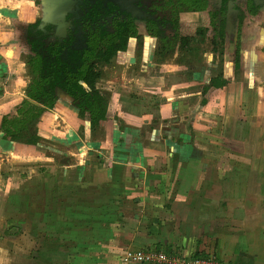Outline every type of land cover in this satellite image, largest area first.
Masks as SVG:
<instances>
[{
  "label": "crops",
  "instance_id": "crops-1",
  "mask_svg": "<svg viewBox=\"0 0 264 264\" xmlns=\"http://www.w3.org/2000/svg\"><path fill=\"white\" fill-rule=\"evenodd\" d=\"M3 1L0 57L16 53L20 61L12 19L33 23L37 14L21 0ZM250 48L242 69H223L229 83L204 105L202 82L217 66L211 59L191 78L184 65L138 64L132 50L118 54L108 67L115 63L120 77L106 82L113 90L96 136L57 92L59 102L36 126L41 144L0 148L4 195L14 176L4 164L65 160L48 175L57 183L32 186L41 192L33 197L32 233L1 251L0 264H122L126 251L138 250L264 264V54ZM19 61L13 68L23 67ZM13 68L0 66V120L24 99L25 84L2 83Z\"/></svg>",
  "mask_w": 264,
  "mask_h": 264
},
{
  "label": "trees",
  "instance_id": "trees-1",
  "mask_svg": "<svg viewBox=\"0 0 264 264\" xmlns=\"http://www.w3.org/2000/svg\"><path fill=\"white\" fill-rule=\"evenodd\" d=\"M72 12L66 14L63 36H57L56 24L36 21L22 23L12 19L14 39L20 42L21 54L31 76L24 91V99L14 111L4 115L0 123V148L11 150L13 143L36 146L41 138L37 135L38 118L44 110L52 109L58 102L57 91L66 94L73 102L72 109L78 118L87 120L90 132L96 134L107 119L109 94L97 87L102 73L97 65L108 66L121 52L128 49L132 38L139 40L134 20L142 16L132 13L131 6L139 4L134 0H72ZM192 11L206 14L199 23H179L173 19L176 39L182 53L197 54L196 37L210 38L213 52L222 59L229 53L225 40L226 21L230 3L235 4L241 15L236 17L238 27L231 43V70L236 72L244 66L245 45L239 41V30L246 15L257 19L264 0H183ZM213 3L218 7L210 10ZM242 4L240 9L236 4ZM160 4V3H159ZM167 4H172L171 0ZM9 14L14 15L15 12ZM221 20L217 22V19ZM244 18V19H243ZM147 33L160 38V24L147 11ZM217 25V27H216ZM217 36L219 37L216 40ZM236 37V38H235ZM221 49L214 50V45ZM226 43V44H225ZM167 44L165 48L172 47ZM221 65V64H220ZM200 71L202 67L200 66ZM224 66L208 70V84L202 90L201 105L214 91L225 87L229 77L223 73ZM34 102L36 105L31 103Z\"/></svg>",
  "mask_w": 264,
  "mask_h": 264
},
{
  "label": "rangeland",
  "instance_id": "rangeland-1",
  "mask_svg": "<svg viewBox=\"0 0 264 264\" xmlns=\"http://www.w3.org/2000/svg\"><path fill=\"white\" fill-rule=\"evenodd\" d=\"M1 2H4L3 0H0ZM168 0H134V2H139V4H136V6L132 5V13L135 14L136 16L140 15L142 18H137L134 20L135 26L137 30L139 31L140 35L145 37V44L144 46H141V43L139 42H132V45L134 46V52L135 56L139 60L138 64L141 62L140 60H145V62L149 63V61L152 60L151 63H153L154 66L158 65L161 67L162 63H171V65H178L182 66L184 65L186 67V71L188 74H190L189 77H195L196 73L200 71V66L203 62V60L206 59H211L210 61L214 62V65L217 64V66H224V69L227 68V73H229V69L231 66V60H230V55L226 56L225 58H220L217 52H213L212 50V44L210 43V38L206 37H196L193 40V43H196L197 46L199 47V50L197 54H189V53H182L179 50L178 44H177V39H176V31L173 26V19L176 17L179 22L182 23H199L202 22V19L207 17L206 14H201L200 12H194L190 11L189 5L184 3L183 0H171L173 2V7H171L172 4H167ZM0 2V4H1ZM22 3H26L25 6L28 7V9L31 7L30 12H35L37 15L35 16L36 21H43L47 23H54L56 24L58 29H61L58 32V29L56 30V35L57 36H63V31H64V26H63V19H64V14L69 8L71 7V1L70 0H21ZM160 3V4H159ZM30 4V5H27ZM240 9H242V4H236ZM215 6H212L210 10H214ZM264 12V8L262 9ZM28 11V10H26ZM147 11H149L152 15V19L157 21L161 26H160V38H151L147 36L146 31H145V26H146V20L145 17L147 15ZM8 13L15 12V11H7ZM59 15V16H56ZM200 14V15H199ZM236 14L237 16L240 15V13H237L234 8L233 4L230 3L228 7V13H227V21H226V35H225V40L228 44V49L231 50L233 49V42L231 43L232 39V33L236 30L238 27V22H236ZM221 19L218 18L217 22H219ZM33 22V23H34ZM4 25V24H3ZM237 25V27H236ZM249 27L247 28V32L249 35V41L246 39V43H248L250 49L252 50H257V51H263L264 54V23L261 21L259 22H252L248 24ZM217 27V25H216ZM7 29V28H6ZM5 25L0 27V35L3 36L5 32ZM254 31L255 33V38L254 41L259 39V42L256 44L255 42H252V32ZM63 33V34H62ZM6 35V33H5ZM242 36V35H241ZM4 37V36H3ZM218 36L216 40H218ZM236 38V37H235ZM173 44L172 47L165 48L167 44ZM245 43V46H246ZM226 44V43H225ZM136 46V47H135ZM214 50L216 49H221V44L219 43L218 45H214ZM7 52V51H6ZM216 54V55H214ZM5 57H0V66L3 70V72H7L8 68L12 66V62L15 60H18L17 54H10V53H5ZM207 60V59H206ZM7 61V62H6ZM25 59L23 58L22 54L20 53V61L23 62L24 65L23 67L17 66L15 64V68L13 70H16V74H7L8 76V81L4 78L5 75H2V83H7L8 86H12L13 84L17 85L19 88L21 85H24L23 87L24 91L29 84L31 80V76L28 72V68L25 64ZM156 61V62H155ZM18 62V63H19ZM156 64V65H155ZM221 64V65H220ZM98 69L102 73V80L98 82V88L101 92H110L113 90L111 88L110 84H106V82H111L115 80L114 78L120 77V72L118 68H116L115 63H113L111 66H107L102 68L103 66L97 65ZM157 66V68H158ZM229 67V68H228ZM151 68V67H149ZM218 69V68H217ZM0 69V71L2 72ZM126 70V69H125ZM124 70V71H125ZM149 71V70H148ZM153 71V70H150ZM149 71V72H150ZM224 73V70H222ZM134 73V75L140 76V72H131V70H126L125 74L130 75ZM193 73H195L193 75ZM118 75V76H117ZM208 75V74H207ZM1 79V78H0ZM208 84V83H207ZM205 82H202L201 90L202 88L207 85ZM110 88V91L108 90ZM23 91V92H24ZM58 92V91H57ZM109 94V93H108ZM61 96L64 101H66L68 104V107L72 109L73 102L72 100L67 97L66 95L62 94L59 91L58 96ZM57 96V97H58ZM58 97V102H59ZM56 102V104L58 103ZM55 104V105H56ZM15 109V108H14ZM44 110L40 117L38 118V121L36 124H38L40 118L42 115L49 111ZM12 113V112H10ZM8 113V114H10ZM76 113V112H75ZM7 115V114H5ZM4 116V115H3ZM2 116V117H3ZM1 117V119H2ZM82 124L86 122L87 120L84 121V119L79 118ZM1 123V120H0ZM62 124V123H60ZM83 131L80 129L78 131V136L81 137ZM95 134H93L94 136ZM96 136V135H95ZM20 145H25L22 143H18ZM41 144V143H39ZM48 146V145H46ZM71 163H74V161H71V157L68 159ZM63 163H65V160L63 159L62 156L57 157V159L54 161V163H49V161L45 162H29V163H14L13 165L8 163L4 164V169L6 172L7 169H11V173H14V178L12 177L9 182H6V185L12 184L11 187H8V192L7 195L2 194L1 192H4L2 190H5L1 185H0V252L1 251H6L8 248H15L17 245V238L19 235L23 233H28L31 235L32 233V228H33V197L41 195V192L39 190H36L34 192V189H32V186H42V185H49V184H55V182H51V180L54 181V179L48 177L50 170H52L55 167H63ZM75 164V163H74ZM81 166V167H80ZM79 167H75V170H81V168H84V165H80ZM58 168V169H60ZM36 171L39 175L34 178L32 177L31 173ZM4 172V171H3ZM10 172V171H9ZM5 174V172H4ZM58 179V177H57ZM12 181V182H11ZM10 183V184H9ZM1 184V183H0ZM4 186V183H3ZM22 190L25 191V194L22 193ZM47 197V193H44ZM42 194V195H44ZM28 196V197H27ZM25 197V198H24ZM24 206V208H23ZM25 220L24 223L22 220ZM20 224H26V230H21L18 226ZM19 228V229H18ZM18 229V231H17ZM30 229V230H29ZM20 237V236H19ZM25 243V242H24ZM27 257V255H26ZM6 259V257H4ZM3 258V259H4ZM11 258V257H9ZM28 258V257H27ZM27 258H25V261H27ZM12 261H15V257H12ZM1 262V259H0ZM15 264V263H14Z\"/></svg>",
  "mask_w": 264,
  "mask_h": 264
},
{
  "label": "built area",
  "instance_id": "built-area-1",
  "mask_svg": "<svg viewBox=\"0 0 264 264\" xmlns=\"http://www.w3.org/2000/svg\"><path fill=\"white\" fill-rule=\"evenodd\" d=\"M122 264H224L215 258H185L179 254L161 251H126Z\"/></svg>",
  "mask_w": 264,
  "mask_h": 264
},
{
  "label": "flooded vegetation",
  "instance_id": "flooded-vegetation-1",
  "mask_svg": "<svg viewBox=\"0 0 264 264\" xmlns=\"http://www.w3.org/2000/svg\"><path fill=\"white\" fill-rule=\"evenodd\" d=\"M71 1V7L69 8V10H67L66 11V13L64 14V18H65V16H66V14H68V13H70V12H72V6H73V1L72 0H70ZM233 4V8H234V10L237 12V13H240V11L238 10V9H235V4L234 3H232ZM212 6H215V8H217L218 7V3H213V5ZM214 8V9H215ZM242 8H243V6H242ZM264 7H262V8H260L259 9V14H260V16L257 18V19H255L253 16H249V15H246V17H245V19H244V21H243V23H242V27L240 28V30H239V32H240V34H239V41L240 42H243L244 43V45H245V43H246V39H248V32H247V28L249 27V25L248 24H250V23H252V22H259V23H261V21H263V23H264V12H263V9ZM189 9H190V11H192V9H191V6H189ZM194 12H196V11H194ZM200 15V14H199ZM240 15H241V13H240ZM236 17H237V14H236ZM63 21H64V19H63ZM200 22V21H199ZM179 23H182V22H179ZM134 26H135V23H134ZM135 28H136V26H135ZM66 31V28H64V32ZM136 31H137V33H138V35L141 37L139 40H136V39H134V38H132L131 40H130V42H129V46H128V49L125 51V52H128V51H133L134 52V46L132 45V42H139V43H141V46L143 45L144 46V44H145V37L144 36H142V35H140V33H139V31L137 30V28H136ZM145 31H146V33H147V21H146V26H145ZM147 36H148V33L146 34ZM232 35H233V33H232ZM242 35V36H241ZM150 37V36H149ZM151 38H153V37H151ZM136 47V46H135ZM133 48V49H132ZM229 50V49H228ZM121 53H124V52H121ZM215 53V52H214ZM229 53L230 54H228V55H230L229 57H230V60H231V52H230V50H229ZM120 54V53H119ZM133 54H135V53H133ZM218 54V53H217ZM214 55H216V54H214ZM227 55V56H228ZM118 56V55H117ZM116 56V57H117ZM115 57V58H116ZM226 57V56H225ZM224 57V58H225ZM114 58V59H115ZM113 59V60H114ZM243 61H244V57H243ZM216 68H218V66H216L214 69H216ZM60 90H58V92H59ZM61 92V91H60ZM63 93V92H62ZM66 95V94H65ZM67 96V95H66ZM68 97V96H67ZM22 102V101H21ZM73 107V106H72Z\"/></svg>",
  "mask_w": 264,
  "mask_h": 264
},
{
  "label": "water",
  "instance_id": "water-1",
  "mask_svg": "<svg viewBox=\"0 0 264 264\" xmlns=\"http://www.w3.org/2000/svg\"><path fill=\"white\" fill-rule=\"evenodd\" d=\"M60 30H61V29H58V32H59ZM63 33H64V31H63ZM63 33H62V34H63ZM31 103L34 104V105H36V103H34V102H32V101H31Z\"/></svg>",
  "mask_w": 264,
  "mask_h": 264
}]
</instances>
